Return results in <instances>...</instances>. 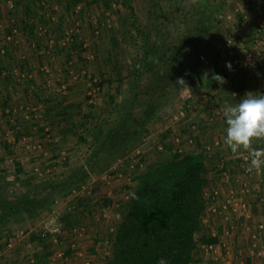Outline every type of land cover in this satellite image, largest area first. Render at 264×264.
<instances>
[{"label": "rangeland", "instance_id": "obj_1", "mask_svg": "<svg viewBox=\"0 0 264 264\" xmlns=\"http://www.w3.org/2000/svg\"><path fill=\"white\" fill-rule=\"evenodd\" d=\"M16 1L20 4L18 5L19 10L12 13L10 12L11 0H0V47H2L1 50H3L5 54L0 53V101H2L4 91H8L10 86L8 79L12 66H19V64L15 65L19 60L6 58L8 57L7 53H9L11 46L8 45L7 47L8 43L4 39L8 35L7 32L11 30L10 26L12 24L14 26L13 30L16 31L15 36L17 37L20 34V30L23 28L21 21L24 18L21 14L20 6H27L33 18V22L31 24L29 23V26L32 27L33 25L36 27L41 23L46 27L45 36L38 32L35 33L32 28L22 30L21 34L29 44L33 42L37 44L38 42V60H40L38 69L43 67L41 59L46 62L49 60L50 56H54L53 53H56L62 58L59 61L60 63L55 61L56 64H54V66L57 65V69H60L61 72H65V67L69 66V62L71 61L70 67L73 68V70L84 72L81 79L84 80L86 84H88V76L92 78L95 77L98 83L101 79H105L109 90H105L103 87L98 86L99 91L95 100L99 97L102 100L101 106L93 105L95 106V110L91 113H94L95 116H97L96 114L98 112L103 111H105V113L107 112V114H109V112L114 113V107L112 105L117 106L121 103L124 94L128 92V82L126 79L128 78L129 66L141 53L140 38L134 31H129L128 24L131 18L127 7L124 6L120 0ZM131 1L139 28L150 36L151 41H158V38L163 34L190 40V38H194L195 33L198 32L196 25L198 20L199 22L201 20L204 24L203 26L207 29L205 33L201 34L202 41L197 42L195 45L193 44V46L187 49L188 51L195 50V55L192 57L193 60L189 58L190 72L195 73L198 71L203 78H205V74L209 76L217 72L226 81L222 85L218 83L214 87H211V89L194 87L193 89L197 88L196 90H198L194 92L190 90L191 88H188V85L184 86L176 96V99L165 104L159 111L158 115L161 124L157 126L158 128L155 131H151V135L142 142L140 146L142 151L141 156L143 158H152L150 157V155H152L156 160L165 158L166 155L157 154L156 152V147L159 145L158 142L162 139L171 141L173 136L181 138L182 131H186L188 133L187 135L193 139L197 138V141L207 145L208 154L212 158L209 167L214 171V177L216 176V178L218 177L219 179L222 174H227L230 181L232 180V183L238 189L241 187V182L246 181L245 176L247 175H245L244 171L249 167L248 163V166H246V164L242 162L241 156L244 154L248 156L249 153L243 149L239 150V154L237 153L238 157L235 162H233V158L237 154H233L224 143L227 125L223 117L222 109L226 103L233 105L238 103L239 100L244 98L247 92L264 94V90L261 89L264 86L263 1ZM108 3H110V6H108ZM65 4L70 7L67 8ZM76 5L81 6L80 16L74 15V8ZM257 5L261 6L260 11H256L255 7ZM205 6L206 8H204ZM46 14L54 17V21L51 22L45 19L44 16ZM74 17L79 20V38L82 41H87L89 47L86 51L83 50L81 46L82 41L77 40L75 43L71 44L72 46H65L62 47V49L55 48L54 45L50 50V56L47 55L45 51L46 41L52 39L54 43L60 42L65 30L69 29V22H71ZM96 31L98 32L97 36L94 35ZM197 34H199V32ZM17 46L18 44L14 49ZM71 50L73 52L72 57L78 53L76 56L80 55L83 59L80 61L75 60V57H71L69 60L65 59V52ZM228 50L232 52L231 61L236 60L238 62L237 65L234 66L231 64L230 58L227 55ZM27 52L29 53V48H27ZM88 55L92 56L91 60L86 59ZM226 62H230L231 69H229L228 65H225ZM244 63L246 65H243ZM203 66L205 68H203ZM3 73H5V75ZM39 74L40 73H38V78H41ZM84 75L85 77H83ZM57 77L60 78V76ZM51 79L52 78H48L50 81ZM53 79L56 80L55 78ZM66 81L75 83V81L72 80H64V82ZM200 92L202 93V97H200ZM103 93L104 96H102V98L101 95H103ZM203 94L206 96L203 97ZM233 94H235V96H233ZM56 95H58L60 99L65 98L64 95L60 93H56ZM104 99H106V103H103ZM85 100L86 102L88 101L87 97ZM208 110L211 111L209 116ZM180 111L185 114L184 118L178 121L173 120V117ZM109 116L110 120H114L113 115ZM2 126L3 123H0V133L2 132L3 134L4 129ZM2 139L3 136L0 137V146H2ZM86 139V143L83 145L81 144L80 149L74 148L75 145L73 141V145H69L64 149L68 155V160L65 165H58L54 163V161L51 168H40L38 165V169L44 173L43 179L56 180L68 176L74 168L85 167L93 142L90 138ZM216 142L218 145H216ZM253 146L256 148H264V140L254 141ZM217 152L220 154H216ZM5 154V151H0L1 158H3ZM12 155L14 156V154ZM114 166L115 163H113L107 171H112ZM253 172H255L254 179L256 184L260 183L261 188L258 190L257 185L256 189L252 188L251 194L247 197L249 200L248 203L251 205V213L254 211V213L258 215L259 212L261 216H264L262 214V208H264V206L256 202V195H259V197L261 196L264 202V174H259L256 170ZM117 174L121 175L122 173ZM107 175L108 172L100 174L99 176L91 174L85 185L87 184V186H89L92 184L90 187L92 191L93 189L96 190L98 187L101 188L100 186L104 183ZM27 176L29 177V175ZM240 178L242 180H240ZM10 179L11 178H9V180ZM116 179V177L111 179L110 186H112ZM92 180H96V182L93 183ZM85 185L84 187L86 189L87 187ZM218 186L222 188L220 181ZM71 197L70 193L65 198L64 202L59 204L58 208L66 203L68 204L69 198ZM60 216H63L62 213H60ZM28 227L34 228L35 226H33L32 223V225L27 224V228Z\"/></svg>", "mask_w": 264, "mask_h": 264}, {"label": "trees", "instance_id": "obj_2", "mask_svg": "<svg viewBox=\"0 0 264 264\" xmlns=\"http://www.w3.org/2000/svg\"><path fill=\"white\" fill-rule=\"evenodd\" d=\"M120 2L130 12L129 31H134L141 40V53L129 66L126 79L128 92L121 103L112 105L114 113L106 112L104 118L102 113L97 118H90H94L99 126L91 133L93 142L85 167L74 168L66 177L38 183L32 180L34 178L21 181L19 177L15 179L18 183L9 182L5 179V173L0 172L1 230L25 221L32 224L36 220L46 219L70 193L79 192L91 174L99 176L108 172L111 175L107 171L111 165L118 159L127 158L161 124L159 111L165 104L174 101L182 89L177 84L178 78H183L192 92L198 91L194 87L211 89L218 84L212 79L213 75H219L217 72L207 78H203L198 71L190 72L189 62L195 50L187 49L202 41L201 34L207 29L201 20L196 25L199 34L195 33L190 40L163 34L158 41H151L150 36L139 28L132 1ZM18 5L16 0H11L10 12L19 10ZM20 11L24 16L20 20L23 29L32 28L35 33L41 34L38 31L41 23L36 27L29 26L33 22L29 8L20 6ZM74 20L75 17L69 22V28ZM10 29L8 35L14 29L13 24ZM104 83L100 80L97 85L102 87ZM4 109H0L1 116ZM207 112L209 116L211 111ZM109 115H113L114 120H110ZM85 125L78 127L85 130ZM187 134L182 131L181 143L177 148L172 139L158 142L162 151L157 150L158 145L156 152L166 155L165 158L156 160L152 155V158L142 157L144 169L132 174L136 179L135 184L125 194L127 199L121 218L111 227L108 245L104 248L109 255L105 264H157L160 258L169 264H195L200 260L199 257L198 260L195 258L200 255L201 244L216 243L221 239L222 225L215 226V240L210 239L209 230L203 224L207 216L204 193L214 177V171L209 167L212 158L207 145ZM188 140L192 144H188ZM16 168V173L21 176V168L18 165ZM75 203L72 200L67 205L76 213ZM60 252L64 256L70 255V245Z\"/></svg>", "mask_w": 264, "mask_h": 264}, {"label": "crops", "instance_id": "obj_3", "mask_svg": "<svg viewBox=\"0 0 264 264\" xmlns=\"http://www.w3.org/2000/svg\"><path fill=\"white\" fill-rule=\"evenodd\" d=\"M22 30L24 29L22 28ZM22 30L17 37L13 38V42L7 44V47L9 45L11 49L6 58L19 60L15 63L19 66L14 67L12 64L8 79L10 86L8 91H4V96L0 101V109L5 108L4 111L9 112L6 116L0 115V123H3L2 128L4 129L3 134L0 133V137L3 136L0 151L6 152L3 158L0 156V160L3 161L8 155L14 154L12 157L15 158L16 165L20 166L23 175L17 176L16 173H11L10 169H0V172L5 173V179L9 182L16 183L15 177H19L21 181L26 178H34L32 180L38 183L41 180L38 181V178L32 174L33 168H38V165L40 168H51L54 159L60 152L65 151L67 146L73 145L72 141L75 145L74 148L80 149L81 144L86 143V138L92 140L91 133L99 126L94 118L101 113L104 118L105 111L98 112L97 116L91 113L95 110L93 105L101 106L102 100L99 97L95 100L96 95L91 103L86 102L85 89L87 84L81 79L84 72L73 70L70 66L65 67V72H61L60 69H57V65L54 66L55 61L60 63L62 57L59 54L49 55V60L46 62L41 59L43 67L38 69L40 66L38 42L37 44L34 42L27 43L25 37L21 36ZM77 40L82 41L79 34L75 37L74 43ZM17 44V49H14ZM67 46L72 45L67 44ZM27 48H29V53ZM55 48L62 49L61 41L55 43ZM72 55V50L66 51L64 58L69 60ZM76 55L75 58H72L77 61L83 59L82 56ZM69 70L80 75L78 82H64V80H70ZM38 73H40L41 78H38ZM48 78H52L51 81ZM101 81H105V79H101ZM61 85L67 87V94L62 99L56 95ZM102 87L109 90L106 83ZM263 87L262 90H264ZM104 102L106 103V99L103 100ZM92 117H94L93 120L90 119ZM83 124H86L85 130L78 127ZM13 125L15 126L13 127ZM23 139L32 140L38 148L34 151L26 149L22 142ZM239 152L237 153L239 154ZM216 154L220 153L217 152ZM238 154L234 156L233 162H235ZM120 173L122 174L114 176L117 179L112 186L101 182V188L98 187L92 191L90 188L92 184L89 186L86 184L85 191L82 190L85 188L82 186L79 192L72 193L69 202L72 200L76 202V213L66 203L56 211H51L46 219L36 220L33 223L34 228H27V224L30 225L31 223L25 221L21 224L8 226L3 230L0 229V264H82L85 260L91 264H105L109 255L104 248L108 245L111 227L121 218L126 201L125 194L127 190L133 187L136 180L133 176L135 172L129 173L124 169ZM218 180L216 176L212 177V183L206 191L212 187H217ZM92 182L94 183L96 180H92ZM60 213H62V217ZM252 214L253 223L264 222V216H261L259 212L258 215L254 211ZM56 218L58 221L60 219L59 222L64 226L63 234L58 241L60 244H55L52 237L38 239V231L43 226H50L58 222L55 220ZM62 219L66 220L63 221ZM80 229H83V233L80 238H77L73 256L72 253L66 254L63 261L57 262L56 254L62 250L65 251L68 245L72 244ZM9 239L14 243L10 250L6 248ZM195 260H198L195 264H208V261L201 255H197Z\"/></svg>", "mask_w": 264, "mask_h": 264}, {"label": "built area", "instance_id": "obj_4", "mask_svg": "<svg viewBox=\"0 0 264 264\" xmlns=\"http://www.w3.org/2000/svg\"><path fill=\"white\" fill-rule=\"evenodd\" d=\"M262 1L264 4V0ZM255 9L256 11H260L261 6L257 5ZM80 12L81 6L76 5L74 8V15L80 16ZM44 18L51 22L54 21V17L49 14H46ZM74 21V25L71 28L65 30V32L63 33V38L61 40L62 47H65L67 44L74 43L75 37H77V34L79 32V20L75 18ZM38 31L41 34L45 35V25L40 24V26H38ZM15 33L16 31L13 30L9 35L6 36L5 41L7 43L13 42V38L16 37ZM94 35L97 36L98 32H94ZM54 45L55 43L52 39H48L46 41L45 51L47 55L51 54L50 50L54 47ZM81 46L82 49L85 51L89 47L87 41H82ZM0 53L3 54V50H0ZM227 55L229 56L232 65L235 66L238 64L236 60L231 61V50H228ZM86 59L91 60L92 56L88 55ZM230 62H226L225 65H228ZM243 65L246 64L244 63ZM69 71V79L78 82L80 80V75L73 70ZM3 74L5 75V73ZM87 83L88 84L86 88V97L88 98V102L91 103L99 91L97 85L98 81L95 78L89 77ZM58 93L65 96L67 94L66 85H61L59 87ZM205 96L206 95H203V97ZM3 114L6 116L9 114V112L5 110ZM184 116L185 114L180 111L177 113L176 116L173 117V120L178 121L179 119L184 118ZM14 126L15 125H13V127ZM22 142L25 148L30 151H34L38 148V146L32 140L23 139ZM172 143L177 148L181 143L180 137L173 136ZM187 143L192 144V141L188 140ZM216 145H218L217 142ZM157 150L162 151V146L159 145L157 147ZM141 155L142 151L141 147H139L134 150L129 156H127V158L116 160L113 170L110 171L111 175L108 174L106 176V179L104 180L105 185L109 186L111 179L114 178L117 173H120L121 170L125 169L129 173L143 170L145 164L142 160ZM67 156L68 155L65 151H61L60 154L54 159V163L58 165H65L68 160ZM241 160L246 164V166H248L247 163L249 164L250 157L249 155L247 156V154H244L241 156ZM16 167L17 165L12 156H7L3 159V161H0V169H10L11 173H16ZM256 172L259 174H264V166H262L261 169ZM244 173L245 175H247L245 177H249L250 180L246 179L247 181H242L241 187L238 188L239 190L232 183L233 181H230L229 176L227 174H222V176H220L219 178L222 188H220L219 186L214 188L212 187L204 193V196L207 200V216L204 218L203 224L205 228L209 230L208 236L210 237V239L217 240L215 226L217 224L223 226L221 233L222 236L219 241H217L216 243H203L199 247L200 255L203 256L206 261H208V264H264V222H252L253 214L251 213V205L246 200L248 199L247 197L251 194L250 192L252 191V188L256 189L257 185L258 190H260L261 185L260 183L256 184V181L254 179L255 172L249 173L245 170ZM18 174L19 173H16L15 175L19 176ZM32 174L36 176L39 180H42L44 177V173L37 167L33 168ZM82 190L86 189L84 188ZM256 196L257 204H261L262 206H264V202L261 196ZM262 214L264 215V208H262ZM55 220H57V218ZM63 227V224L58 221L55 222L53 225L43 226L38 231V234L42 239L52 237L54 243L59 245L60 243L58 241L63 234ZM78 231L79 233H77V237L73 240L72 244L70 245L72 256L76 247V241L78 240L77 238H80L82 236L83 229H80ZM13 245L14 243L11 239L7 240V249H12ZM55 259L56 261H63L65 257L62 252H58L56 254ZM82 264H90V262L88 260H85Z\"/></svg>", "mask_w": 264, "mask_h": 264}, {"label": "clouds", "instance_id": "obj_5", "mask_svg": "<svg viewBox=\"0 0 264 264\" xmlns=\"http://www.w3.org/2000/svg\"><path fill=\"white\" fill-rule=\"evenodd\" d=\"M228 67L231 69L230 63ZM212 79L221 85L226 82L220 75H213ZM177 84L181 88L187 86L183 78H178ZM222 113L227 125L225 145L233 154L241 149L247 151L250 163L246 171L249 173L254 170L259 171L264 166V148H256L253 144L256 140H264V94L247 92L235 105L226 103ZM157 264H169V262L160 258Z\"/></svg>", "mask_w": 264, "mask_h": 264}]
</instances>
